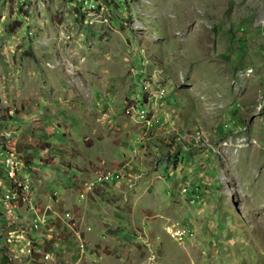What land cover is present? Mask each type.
Instances as JSON below:
<instances>
[{"label":"rangeland","instance_id":"rangeland-1","mask_svg":"<svg viewBox=\"0 0 264 264\" xmlns=\"http://www.w3.org/2000/svg\"><path fill=\"white\" fill-rule=\"evenodd\" d=\"M0 173V264H100L92 193L111 264H264V0H0Z\"/></svg>","mask_w":264,"mask_h":264},{"label":"crops","instance_id":"crops-1","mask_svg":"<svg viewBox=\"0 0 264 264\" xmlns=\"http://www.w3.org/2000/svg\"><path fill=\"white\" fill-rule=\"evenodd\" d=\"M115 164H118L117 167L121 172H123L122 168L123 169L127 168L126 163H123V164L122 163H115ZM128 168H129V166H128ZM128 171L125 170L126 174L125 173L124 174L128 175V173H129V176H130V169ZM121 172L113 174L114 180H116L117 178L123 179V173H121ZM1 175H2V173H0V176ZM113 183H114V185L111 183L112 185L111 184L110 185H105V184L103 185L102 184L101 186H103V188L106 192H108L109 189H111L112 187H115L118 190L119 182L114 181ZM0 184H1V182H0ZM81 184L82 183L77 185V187L79 188ZM69 186L70 185L64 186L63 194L66 196H72L71 194L68 193V191L70 190L68 188ZM78 188H77V190H78ZM117 190L116 191H109V193L111 195H113V193L117 194ZM75 195L77 196V194H75ZM94 196H95V194L92 193V195L89 198H87V200L84 202H80L75 197V200H76L75 202L77 204V209H78V214H79L78 220L80 221L79 227L83 228V230L85 229L86 226L92 227L91 231H89V232H81L83 234L84 238L87 240L86 241L87 245H88L87 247L89 249H92L93 245L100 242L102 244V246L105 247L107 251H109V253H106L104 256H101L100 264H111L113 251H115V250L117 251V249L120 245H124L125 241H123L122 237L126 238L127 236H130L131 234L127 233L124 230V228H121V226L118 227V229L116 228L113 230V229L109 228L108 226H106L105 224H103L102 221L105 219V213L107 212V209H106L107 205L100 202L99 198L94 197ZM72 198L73 197L68 199V202H70V200ZM114 199L116 201V200H118V197L115 195ZM34 200H35V198H34ZM72 202L73 201H71V203ZM36 203L38 205L40 204V206H43L41 211L43 209H45L47 206L49 207V209L46 211V215L49 218V220L53 219V217H55L56 213H55L54 209H50V206L52 203L51 202L49 203V201L47 200V198H45L44 195L38 196L36 198ZM58 204H59L58 202H57V204H52L53 208ZM90 211H94V212H90ZM89 212L91 213L90 215H89ZM55 228H57V229L64 228L61 219L58 221V224ZM99 231H101V233H99ZM116 239L119 241L115 242ZM95 255H96V253H95ZM73 257H74V255H73ZM96 257L99 258V256H97V255H96Z\"/></svg>","mask_w":264,"mask_h":264},{"label":"built area","instance_id":"built-area-1","mask_svg":"<svg viewBox=\"0 0 264 264\" xmlns=\"http://www.w3.org/2000/svg\"><path fill=\"white\" fill-rule=\"evenodd\" d=\"M2 166L5 168V173H7V175L9 177H15L16 170L19 167V162L15 158L14 154L9 153L3 159ZM109 178L111 179V176L110 177H104V178H103V176H98V177H94L92 179H86L84 181L83 185H80V187L78 188V197L85 198L87 196L88 192H90L95 187L96 184H100V182L105 184V185L109 184L108 183ZM28 187L29 186H28L27 180H24L23 181V191H25L27 193ZM52 195H56L55 192ZM64 218L70 219L69 213H67V212L64 213ZM45 223H46V219L44 217H39L38 215H34L32 217L31 224L35 227L36 226H42ZM66 225H67V223H66ZM62 230H63V228H61V231ZM87 230H90V228L87 227ZM168 230H172V229H168ZM169 234H172V238L178 240V237L186 236L187 232L175 229V230L169 231ZM74 237L77 239L76 254H78V260H84V258H85L84 252L86 249L85 238H84L83 234L79 231H75Z\"/></svg>","mask_w":264,"mask_h":264},{"label":"trees","instance_id":"trees-1","mask_svg":"<svg viewBox=\"0 0 264 264\" xmlns=\"http://www.w3.org/2000/svg\"><path fill=\"white\" fill-rule=\"evenodd\" d=\"M14 108H15L16 112L22 110V107L21 106H18V105L17 106H14Z\"/></svg>","mask_w":264,"mask_h":264},{"label":"clouds","instance_id":"clouds-1","mask_svg":"<svg viewBox=\"0 0 264 264\" xmlns=\"http://www.w3.org/2000/svg\"><path fill=\"white\" fill-rule=\"evenodd\" d=\"M29 184V183H28ZM29 190V189H28ZM24 201H27V198H24Z\"/></svg>","mask_w":264,"mask_h":264},{"label":"bare ground","instance_id":"bare-ground-1","mask_svg":"<svg viewBox=\"0 0 264 264\" xmlns=\"http://www.w3.org/2000/svg\"><path fill=\"white\" fill-rule=\"evenodd\" d=\"M115 174V173H114ZM116 176V175H115ZM112 177H114V175L112 176Z\"/></svg>","mask_w":264,"mask_h":264}]
</instances>
